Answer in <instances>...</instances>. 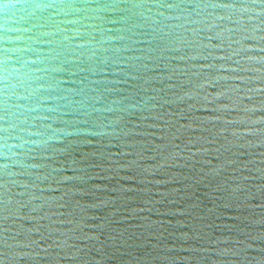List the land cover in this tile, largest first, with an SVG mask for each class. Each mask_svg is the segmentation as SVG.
I'll list each match as a JSON object with an SVG mask.
<instances>
[{"label": "water", "instance_id": "1", "mask_svg": "<svg viewBox=\"0 0 264 264\" xmlns=\"http://www.w3.org/2000/svg\"><path fill=\"white\" fill-rule=\"evenodd\" d=\"M0 264H264V0H0Z\"/></svg>", "mask_w": 264, "mask_h": 264}]
</instances>
